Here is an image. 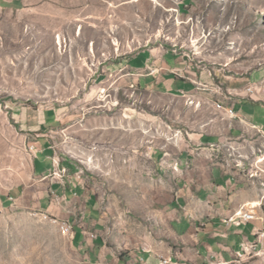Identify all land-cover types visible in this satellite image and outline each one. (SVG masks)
<instances>
[{
    "label": "rangeland",
    "instance_id": "obj_1",
    "mask_svg": "<svg viewBox=\"0 0 264 264\" xmlns=\"http://www.w3.org/2000/svg\"><path fill=\"white\" fill-rule=\"evenodd\" d=\"M159 44L180 47L208 71L235 78L255 73L252 93L243 87L241 95L264 101V0L0 4V264H100L74 241L72 230L91 240L97 218L106 244L101 255L146 249L145 234L150 238L152 230L146 155L188 134L214 135L227 162L248 176L262 198L256 206L264 210V143L231 138L224 104L216 109L197 102L194 108L176 97L132 91L109 68ZM49 108L58 120L52 133L42 132L54 151L51 175L44 178L33 170L36 133L16 121L36 123L39 111ZM118 123L135 130L115 129ZM66 161L72 174L61 172ZM68 174L94 193L97 211L86 209L79 193L48 197L53 182L68 187ZM14 190L21 197L5 201ZM237 257L230 264H264V244Z\"/></svg>",
    "mask_w": 264,
    "mask_h": 264
},
{
    "label": "crops",
    "instance_id": "obj_2",
    "mask_svg": "<svg viewBox=\"0 0 264 264\" xmlns=\"http://www.w3.org/2000/svg\"><path fill=\"white\" fill-rule=\"evenodd\" d=\"M5 1L0 0V4ZM110 67L118 74V82L132 91L176 97L194 108L197 102H210L216 109L224 104L231 138L264 143V101L258 96L241 95L243 87H248L247 92L252 93L250 85H255V73L235 78L211 69L207 72L157 46H146ZM217 88L221 91L219 94ZM57 120V110L49 108L39 111L36 123L25 124L24 119L16 121L18 128L36 133L37 142L32 146L33 170L44 178L51 175L48 160L54 151L42 132L53 130ZM119 123L114 125L115 129L135 130L131 127L130 131L127 125ZM167 142L170 143L165 149L151 151L145 158L146 196L151 199L149 220L152 226L151 237L145 234L146 249L128 256L108 251L101 255L100 249L106 247L103 221L97 218L91 224L94 228L91 240L72 228L74 241L87 250L89 257L100 258V264H230L238 260L242 245L254 242L264 229L262 203L256 206L261 196L250 185L244 171L239 167L234 169L223 157L214 135L194 133L185 139L178 137L175 142ZM36 159H41V163L35 164ZM61 164L66 167L62 173L75 170L71 162ZM71 174L67 175V188L62 190L58 182H53L45 193L50 198L62 195L67 198L69 193H79L83 206L97 211L100 201L83 185H76ZM20 197L21 193L14 190L4 200ZM245 213H252L254 219L228 221ZM90 215L88 212V217ZM168 259L170 263H163Z\"/></svg>",
    "mask_w": 264,
    "mask_h": 264
},
{
    "label": "built area",
    "instance_id": "obj_3",
    "mask_svg": "<svg viewBox=\"0 0 264 264\" xmlns=\"http://www.w3.org/2000/svg\"><path fill=\"white\" fill-rule=\"evenodd\" d=\"M158 47L162 51H168L174 56L180 57L181 59H186L189 62L194 63V60L192 58H190L186 52L182 51L180 47L177 49H168V50H166L162 44H159ZM195 67L200 68V69H205V68L199 67L198 65H196ZM207 72H209V71L207 70ZM181 94H188V93H181ZM32 148L33 147H31V152H32V154L35 155L34 150H32ZM253 219H254V215L252 213H245L243 216L230 217L228 219V221L229 222H234L235 220L251 221ZM263 244H264V229H263V235L262 236H256V239L254 242H247V243H244L242 245L241 256H246L249 253L257 251L258 246H263ZM170 261H171L170 259L164 260L163 263H166V262L170 263ZM172 264H174V263H172Z\"/></svg>",
    "mask_w": 264,
    "mask_h": 264
},
{
    "label": "bare ground",
    "instance_id": "obj_4",
    "mask_svg": "<svg viewBox=\"0 0 264 264\" xmlns=\"http://www.w3.org/2000/svg\"><path fill=\"white\" fill-rule=\"evenodd\" d=\"M60 42V41H59Z\"/></svg>",
    "mask_w": 264,
    "mask_h": 264
}]
</instances>
